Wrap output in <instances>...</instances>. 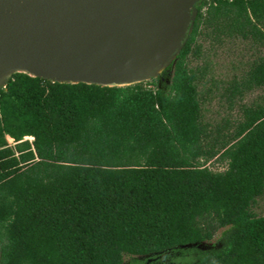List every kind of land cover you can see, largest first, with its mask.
<instances>
[{
	"label": "trees",
	"instance_id": "16d2710c",
	"mask_svg": "<svg viewBox=\"0 0 264 264\" xmlns=\"http://www.w3.org/2000/svg\"><path fill=\"white\" fill-rule=\"evenodd\" d=\"M196 10L184 47L150 80L16 72L0 88V264H264L253 210L264 195V52L228 83L210 61L192 66L205 40L263 51L264 0ZM215 98L219 119L205 107Z\"/></svg>",
	"mask_w": 264,
	"mask_h": 264
},
{
	"label": "water",
	"instance_id": "95a60500",
	"mask_svg": "<svg viewBox=\"0 0 264 264\" xmlns=\"http://www.w3.org/2000/svg\"><path fill=\"white\" fill-rule=\"evenodd\" d=\"M199 1L185 23L179 0H0V88L16 72L110 86L157 77L184 47Z\"/></svg>",
	"mask_w": 264,
	"mask_h": 264
},
{
	"label": "rangeland",
	"instance_id": "374dc122",
	"mask_svg": "<svg viewBox=\"0 0 264 264\" xmlns=\"http://www.w3.org/2000/svg\"><path fill=\"white\" fill-rule=\"evenodd\" d=\"M204 55L201 59H192V66L203 65L205 60L210 61L212 65V72L216 80H223L225 83L231 81L235 74L241 75L246 68L248 61L256 57L258 54L264 52L262 48L254 44L252 41H243L240 39H226L223 45L210 42V40L203 41ZM223 87H220L222 91ZM263 90H255L246 94L244 101L247 104L252 103L258 95L262 94ZM218 98L212 99L206 106L209 109L208 114L219 119L218 111L222 114L224 112ZM239 107L233 110L232 114H239ZM10 140V139H9ZM32 140V139H31ZM12 142V140H10ZM215 169H224L225 165H213ZM253 210L259 214L264 215V195L259 198L258 203ZM220 231L216 234L212 241H207L201 244L202 248L216 246L217 240L220 237Z\"/></svg>",
	"mask_w": 264,
	"mask_h": 264
},
{
	"label": "bare ground",
	"instance_id": "6f19581e",
	"mask_svg": "<svg viewBox=\"0 0 264 264\" xmlns=\"http://www.w3.org/2000/svg\"><path fill=\"white\" fill-rule=\"evenodd\" d=\"M182 4L184 13H185V23L189 20V13H188V8L191 5V3L194 0H179ZM164 68V67H163ZM163 68H161L157 73H161L163 71ZM8 74H5L2 79L0 80V86L4 83V81L8 78Z\"/></svg>",
	"mask_w": 264,
	"mask_h": 264
},
{
	"label": "built area",
	"instance_id": "2783aa9c",
	"mask_svg": "<svg viewBox=\"0 0 264 264\" xmlns=\"http://www.w3.org/2000/svg\"><path fill=\"white\" fill-rule=\"evenodd\" d=\"M213 0H200L199 3H202V2H206L208 4H210ZM229 1H233V0H229Z\"/></svg>",
	"mask_w": 264,
	"mask_h": 264
}]
</instances>
